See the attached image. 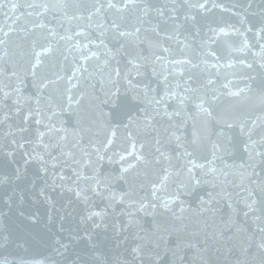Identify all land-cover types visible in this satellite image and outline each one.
Listing matches in <instances>:
<instances>
[{"label":"water","instance_id":"water-1","mask_svg":"<svg viewBox=\"0 0 264 264\" xmlns=\"http://www.w3.org/2000/svg\"><path fill=\"white\" fill-rule=\"evenodd\" d=\"M19 2L14 13L8 6L0 12V26L12 28L6 54L0 53V87L10 96L0 98L5 112L19 108L12 123L26 129L17 132L25 147L15 160L7 147L0 155V176L14 181L0 186V198L16 200L12 210L3 204L11 242L0 248V259L264 264L252 243L264 222V187L253 175L260 162L250 159L251 141L241 132L246 121L264 116V0H209L207 11L198 7L201 0H136L126 11L102 10L91 20L94 0H71L41 17L55 37L36 28L35 10ZM113 21L134 35L118 37ZM77 31L87 34L88 40L75 39L88 48L60 39ZM42 45L50 51L35 65ZM89 49L96 55L85 61ZM188 86L183 105L166 95H185ZM198 98L210 102L204 106L211 115L196 108ZM29 109L40 124L23 122ZM7 133L5 124L0 144H7ZM261 136L264 124L257 120L252 139ZM44 144H58L50 151L63 152L67 163L45 171L28 161L24 153ZM157 146L164 153L159 162ZM136 154L142 160L122 171ZM162 180L164 190L153 196ZM93 212L100 215L89 219ZM57 241L68 243V251H57Z\"/></svg>","mask_w":264,"mask_h":264},{"label":"snow or ice","instance_id":"snow-or-ice-1","mask_svg":"<svg viewBox=\"0 0 264 264\" xmlns=\"http://www.w3.org/2000/svg\"><path fill=\"white\" fill-rule=\"evenodd\" d=\"M70 2L71 0H26L27 8L35 10L36 20L34 22V26L36 28H47V25L44 23L41 17H45L47 13L52 12L55 9L61 8ZM135 2L136 0H94L92 9L89 10L90 14L87 17V19L91 20L94 15H97L102 10H106V9H115L118 13L121 11H126L128 10L129 5L130 4L134 5ZM208 3H209V0H201L198 7L200 9L207 11ZM6 6H8L10 10L14 13L17 8L21 7V4L19 0H0V12H2ZM27 14L28 16H32L34 13L28 12ZM160 14L164 15L163 12H161ZM73 18L76 19L77 17H73ZM17 19H19V17H17ZM111 27L115 31L116 35L120 38H128L134 35V33H131V32L121 31L119 29V25H117L115 21H113ZM11 31H12L11 26L8 27V30H5L3 26H0V53L6 54L5 45L7 44V41L5 40V37H9ZM139 31L140 29L137 28L136 33H139ZM261 32L264 33V29H261ZM47 33H48V36H51V37L56 36L55 30L52 28H47ZM219 34L227 35V32L225 31V29L221 28L219 30ZM79 36H83L85 40H88L87 34L81 31H77L71 36H61L60 39L73 40L77 47L82 46L83 48H88L89 47L88 43L81 44L80 40L75 39V37H79ZM45 39H47V37H45ZM262 50H264V45H262ZM48 51H50V48H46L43 45L41 46V51L39 52L34 51L35 65H39L41 63L40 57L42 53L48 52ZM164 51H167V49H164ZM82 55H83V59L87 61L90 58V56H95L96 53L94 51H91V49H89V52H82ZM2 59H3V55H0V60ZM157 59H160V57L158 56ZM129 63H132V61H129ZM13 74L15 75V73ZM117 75H119V72H117ZM73 76H75V72H73ZM209 83H212V81H209ZM44 87H47V85H44ZM225 87H227V85H225ZM190 90L191 88L190 86H188L184 88L185 95H180L176 91H172V90L166 93V95L177 97L178 102L181 105H183L185 103V100L187 99L186 93ZM0 93H3L4 96L6 97L10 96V93L4 92V89L2 87H0ZM233 94L235 95V93ZM198 99H199V102L196 103L195 105L196 108H198L201 112L211 115V112L209 111L210 102L204 99H200V98ZM162 100L163 98H161V100H157L156 103L159 104L162 102ZM69 102L71 103V97L69 98ZM205 103H209V108H206L204 106ZM3 104H4V100L3 98H0V139H3V128L5 124H7V127H8L7 136L9 137V139L7 141V144H0V155L4 154V148L7 147L8 149L7 154L11 156L13 160H15L16 152L25 147V145L17 139V132L19 131L22 133L23 131H26V129L21 128L18 125H14L12 123V121L14 120V117L20 111L19 108L17 109L16 113H13L11 109L5 112L3 110ZM35 111H39V109H36ZM30 118L36 124L41 123L40 120L35 119V114L32 109H29L28 113L23 116V122L27 124ZM257 120H260L261 123L264 124V116L256 117V119H252L250 120V122L246 121L245 126L241 127V132L244 134H247L249 137V140L251 141L249 145H246V149H245L246 151H248V149H251L249 151L250 159L253 161H255L256 159H259L260 171L259 173H256L255 168H253V175H258L260 177L259 183L262 185V187H264V136H261L259 140L252 139V131H253V128L256 127ZM231 126H232L231 124H227V127H231ZM45 127H50V126L45 125ZM53 128L54 126H51L50 130H52ZM43 136L44 134L40 133V135L37 138L38 142L43 141ZM111 143H112V140L109 139L107 141V144L110 145ZM156 144L159 145L160 141L157 140ZM56 146H58V144ZM56 146H53L50 144H44L41 150L37 151L36 149H33L31 152H25L24 155L27 157L28 161H37L40 164L41 168L44 169L45 171H47L49 166L55 169L58 165L67 163V160H64L61 158L62 156L65 155L63 152H61L60 156H57V155H53L52 151H50V149ZM133 149H135V145H133ZM155 151L159 153V157H157V162H159V158L162 157L164 153L161 152L159 146L156 147ZM67 155L71 156L72 154L71 152H69ZM128 155H132V153H128ZM184 155L191 156V153H188L187 151H185ZM119 160L121 162L126 161V156L120 155ZM141 160H142L141 154L134 155L132 160L127 161L126 166H124V164L122 163V171L127 172L129 169L134 168L136 166V163L140 162ZM189 163L192 164V167L197 166L191 160L189 161ZM201 167L203 166L201 165ZM19 171H20L19 168H17L16 169L17 178H18ZM188 171L191 172L192 168H188ZM212 171H215V169H212ZM166 179H167V176L165 175L164 180ZM164 180H162L159 185L153 186V196H156V194L159 191L164 190L165 188ZM13 182L14 181L11 176L9 177L0 176V186L4 185L5 183H7L8 185H11ZM254 194H255V189L249 192V197H252ZM76 195L79 198L81 196V192L77 191ZM4 203H7V207L9 210H12L14 205H16V200L13 199V197L11 196L9 197L8 201H3L2 198H0V248L5 247L6 243L11 242V234H6L5 226H4V218L7 215V213L4 211V208H3ZM254 203H255V200H253L252 203H249L247 205L249 210H252V205ZM165 207H167V202H165ZM181 211H183L182 208H181ZM19 214L22 216L24 215L22 209L19 210ZM99 215L100 213L93 212L90 214L88 218L91 219L92 216H99ZM245 215H248V213L246 212ZM257 230L259 233V239L258 240L254 239L252 243L255 245V247L258 250H260L261 253H264V222H262L261 224L257 226ZM15 243L18 246L21 245V242L19 240H17ZM57 244L59 245V247L57 248V251H60V249H63L64 252L68 251L69 249L68 243H62V242L57 241ZM64 252H61V255H63ZM0 264H15V262L9 261L7 258H3V259H0ZM36 264H40V262L37 261ZM73 264H76V262L74 261Z\"/></svg>","mask_w":264,"mask_h":264}]
</instances>
